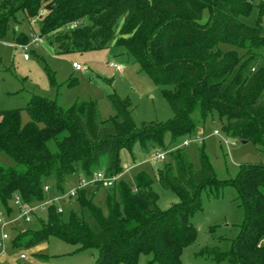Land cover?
<instances>
[{
	"label": "trees",
	"instance_id": "16d2710c",
	"mask_svg": "<svg viewBox=\"0 0 264 264\" xmlns=\"http://www.w3.org/2000/svg\"><path fill=\"white\" fill-rule=\"evenodd\" d=\"M254 11L248 24L244 19ZM18 13L29 25L36 21L37 34L58 54L112 44L124 48L161 88L173 118L137 128L131 100L115 94L108 96L114 115L105 121L96 102L63 109L37 95L24 108L26 124L22 109L0 111V154L14 162L0 165L2 212H12L15 196L41 203L50 177L59 189L78 170L88 179L98 172L116 177L105 195L106 213L86 197L85 188L77 190L80 208L98 224V233L75 213L65 222L62 211L49 205L41 228L17 232L12 247H35L56 237L79 250L97 249L96 264H138L142 255L150 256L147 264H182L183 251L197 239L190 217L202 210L201 192L217 194L230 185L244 219L231 249L218 255L234 264H264V164H242L233 179L220 180L203 149L196 169L184 150L168 151L164 144L167 137L170 144L197 139L206 121L218 118L227 137L264 151V0H0V41ZM75 22L79 25L70 28ZM14 41L27 44L30 38L19 33ZM148 143L168 151L156 179L179 202L165 211L146 173L137 174L134 188L118 181L120 151L132 154L136 144Z\"/></svg>",
	"mask_w": 264,
	"mask_h": 264
},
{
	"label": "rangeland",
	"instance_id": "374dc122",
	"mask_svg": "<svg viewBox=\"0 0 264 264\" xmlns=\"http://www.w3.org/2000/svg\"><path fill=\"white\" fill-rule=\"evenodd\" d=\"M256 12L248 19L253 24ZM16 19H10L6 37L1 43H13L14 34H28L29 22L18 13ZM36 33L39 25L35 26ZM1 47V46H0ZM0 49L4 67L0 69V78L5 79L10 92H0V111L22 109L21 121L26 124L30 118L24 108L30 96L37 95L55 101L63 109H68L76 103L96 102L100 118L105 121L114 115L108 96L115 94L121 100L130 99L132 103V118L137 128L144 124L166 122L173 118L168 102L160 87L154 85L150 78L122 47L113 44L106 49L88 51L85 53L58 54L49 46L47 40L40 44H29L24 54L20 49L7 47ZM223 50L234 49L222 45ZM25 56L28 59H25ZM77 63L81 70L75 71L72 64ZM115 64L123 69L119 73L111 66ZM3 81L0 79V86ZM8 93H11L10 95ZM223 124L218 118L208 119L204 129L198 134L200 143L195 139L178 138L170 144V138L165 139L168 151L184 150L188 161L199 168L198 151L203 149L207 154L216 176L220 180L233 179L239 166L245 163L264 164V151L251 143H242L231 139L223 132ZM218 132V136L214 132ZM185 141L190 144L183 146ZM161 146L148 143L145 148L136 144L132 154L127 150L120 151V163L123 173L118 181L125 182L129 187H135L137 174L146 173L152 180V190L157 195V206L165 211L179 202L178 197L164 189L156 179L157 170L163 167L162 162L152 157L156 153H167ZM168 160V159H167ZM166 160V161H167ZM0 165L14 166L13 160L0 154ZM79 180L88 182V178L78 170L74 175L67 176L61 189L57 188L53 177L45 180L49 192L44 194L41 203L31 204L34 215L31 222L21 217V211L10 202L12 212L0 210V264H96L99 252L90 248L79 250V246L68 244L56 237H50L35 247L13 248L12 240L17 232L38 231L47 219L48 206L54 205L62 211V218L67 222L72 213L84 218L90 229L98 233L100 228L88 212L80 208L78 197H62L72 191H77ZM107 187L88 186L86 197L102 208ZM208 191V192H207ZM211 189L201 192L202 210L190 217L197 230L196 241L183 251L182 264H234L227 258H220L218 253H226L231 249V241L239 231L244 219V210L233 186H225L219 193H210ZM43 205L42 207H40ZM2 229L6 231L7 240L2 242ZM264 244V240L262 241ZM210 253H204V252ZM25 255L24 259L20 256ZM150 256L142 255L138 264H147ZM157 264V263H154Z\"/></svg>",
	"mask_w": 264,
	"mask_h": 264
},
{
	"label": "built area",
	"instance_id": "2783aa9c",
	"mask_svg": "<svg viewBox=\"0 0 264 264\" xmlns=\"http://www.w3.org/2000/svg\"><path fill=\"white\" fill-rule=\"evenodd\" d=\"M35 23H36V21L34 20L30 24L31 30L28 33V36L30 38V42L27 44H19L18 45V49H20L21 52H23L24 54L27 52L29 44H40L44 40L35 32V29H34ZM78 25H79V23L75 22V23H72L69 27L70 28H76ZM25 59H28V58L25 56ZM111 66L114 67L117 72L122 71V68L115 65V64L111 63ZM72 68L76 71H79L82 69L81 66L77 63H73ZM214 135L218 136L219 134L217 131H215ZM195 142L200 143V139L199 138L195 139ZM189 144H190L189 141H185L183 143V146L187 147V146H189ZM166 157H167V153H161V154L156 153L152 158L156 161L165 162ZM115 181H116V177L108 178L104 175V173L98 172V173H95L90 179H88V182H84L82 180H79L77 190H79L81 188H86L88 186H103V187L111 188V187H113ZM48 192H49L48 188L44 187V193H48ZM76 194H77V191H72L68 195L61 196V198L62 197L63 198L64 197H75ZM12 202L19 209V211H21V217L25 218L26 222H28V223L31 222L32 217L34 215V209L32 207H30L31 204L24 203L20 196H15L13 198ZM42 206L43 205H41L40 207H42ZM2 237H3V239H6L7 235L3 234ZM20 258L24 259L25 255H21Z\"/></svg>",
	"mask_w": 264,
	"mask_h": 264
},
{
	"label": "crops",
	"instance_id": "0c3cea01",
	"mask_svg": "<svg viewBox=\"0 0 264 264\" xmlns=\"http://www.w3.org/2000/svg\"><path fill=\"white\" fill-rule=\"evenodd\" d=\"M29 33V32H28ZM18 45L19 44H17L16 42H15V44H13V43H5V44H3V43H1V47H0V49H2V47H4L3 49H6L7 47H10L11 49L12 48H16V46H17V48H18ZM2 67H4V65H3V61H2V55L0 54V69L2 68ZM5 69H7L6 67H4ZM76 71V70H75ZM123 72V69H122V71L121 72H119V73H122ZM3 77H1L0 79L3 81V84L0 86V89L2 90V92L4 93V92H10V89H8L7 88V84H6V80L5 79H2ZM1 90H0V92H1ZM1 92V93H2ZM9 95L11 94V93H8ZM0 97H9V96H0ZM31 97V96H30ZM29 100H30V98H29ZM29 102V101H28ZM3 234H6V231L4 230V229H2V235H1V240H2V242L3 241H5V239H3ZM17 233H15V235H16ZM7 235V234H6ZM7 240V239H6ZM11 244H12V242H11Z\"/></svg>",
	"mask_w": 264,
	"mask_h": 264
},
{
	"label": "water",
	"instance_id": "95a60500",
	"mask_svg": "<svg viewBox=\"0 0 264 264\" xmlns=\"http://www.w3.org/2000/svg\"><path fill=\"white\" fill-rule=\"evenodd\" d=\"M244 143V142H243Z\"/></svg>",
	"mask_w": 264,
	"mask_h": 264
}]
</instances>
